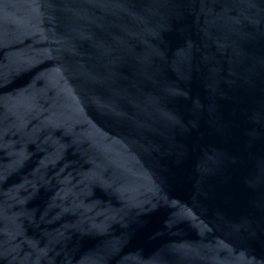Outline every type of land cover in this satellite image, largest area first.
Instances as JSON below:
<instances>
[{"label": "water", "instance_id": "obj_1", "mask_svg": "<svg viewBox=\"0 0 264 264\" xmlns=\"http://www.w3.org/2000/svg\"><path fill=\"white\" fill-rule=\"evenodd\" d=\"M0 264H264V0H0Z\"/></svg>", "mask_w": 264, "mask_h": 264}]
</instances>
